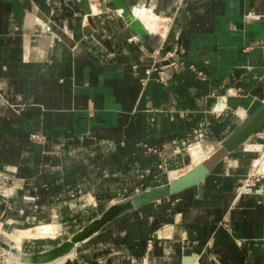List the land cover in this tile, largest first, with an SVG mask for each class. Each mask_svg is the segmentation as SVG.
<instances>
[{"label":"crops","instance_id":"1","mask_svg":"<svg viewBox=\"0 0 264 264\" xmlns=\"http://www.w3.org/2000/svg\"><path fill=\"white\" fill-rule=\"evenodd\" d=\"M90 1L0 0L1 227L84 226L191 169L264 102V0H186L161 55L181 44L196 69H169L166 83L152 69L159 42L130 39L138 30L116 14L96 20ZM263 136L49 264H264V178L240 188Z\"/></svg>","mask_w":264,"mask_h":264},{"label":"water","instance_id":"2","mask_svg":"<svg viewBox=\"0 0 264 264\" xmlns=\"http://www.w3.org/2000/svg\"><path fill=\"white\" fill-rule=\"evenodd\" d=\"M119 7L118 0H107ZM129 2V0H128ZM130 3V2H129ZM264 126V102L252 113L243 119L235 129L227 135L203 161L197 163L191 169L167 184L159 185L153 189L121 199L103 210L97 217L89 221L81 229L74 232L70 237L55 243L51 247L28 252L17 247L0 236V249L9 259L23 264H49L53 263L77 250L79 245L101 230L105 225L124 213L138 208L151 201L163 199L184 189L193 187L201 182L206 175L231 152L241 147L254 134ZM194 258L189 259L191 264Z\"/></svg>","mask_w":264,"mask_h":264},{"label":"rangeland","instance_id":"3","mask_svg":"<svg viewBox=\"0 0 264 264\" xmlns=\"http://www.w3.org/2000/svg\"><path fill=\"white\" fill-rule=\"evenodd\" d=\"M103 1L104 0H91L90 1L92 4L95 5V11H94L95 17H96L95 19L96 20L99 19L100 21L103 22V21H106L105 19H113L114 14H116L118 16V18H120V20L122 19V21L125 23L126 18L123 15H121V11L120 10L118 11L119 7H117L113 2L106 1V3H107L106 7H108V10H107L108 13L104 14V12L102 10ZM140 2H141V0H131L130 4H133V5L139 7ZM147 6H148V8H145L144 6L143 7L140 6L139 7L140 11L145 14L144 18L147 21V24L151 25L152 28L156 32L148 31L142 37H146L148 39H154L153 42H156V41L160 42V39H161L160 34L164 32V30L167 26V23L165 21H163L162 15H160V18L157 17V15L151 9L150 5H147ZM123 22L120 21L119 24L122 23V25H123ZM99 23H101V22H99ZM103 23H105V22H103ZM114 23H116V22H111L112 25H114ZM129 24H131V22ZM138 34L139 33L135 30L132 33H130L129 38L136 37V39L139 40L141 36H139ZM137 40H135V41H137ZM263 138H264V136H263ZM223 139L216 141V142H209L208 144H206L205 145L206 147L204 146L206 149H203V152L198 153L199 155L196 156V159H194L193 163L196 165L197 162L199 163V162L203 161L215 148H217L219 146V144L221 143V141ZM255 139H256V137H253L251 140L247 141V142H249L248 144H250L249 147H251V148L254 147L253 145H251V143L254 142ZM256 153H258V151ZM261 155H262V153L257 154L256 159L258 158L257 160H259ZM181 172H184V171L181 170ZM179 176L180 175H178L177 177H179ZM172 177L174 179L177 178L176 176H171V178ZM162 180H160V181H162ZM171 180H173V179H169L168 181L166 180V182H163V183L167 184ZM138 194H139V192H138ZM49 221H50V219H49ZM49 221L47 222L44 220V222H38V223H35L32 225L15 223V224H11L10 225L11 227H7L5 225H4V227L0 226V236L2 237V239H4L5 241H7V242H9L15 246H19L18 244H20L19 247H22V249L25 251L34 252V251L45 250V249L51 247L52 245H54L55 243L60 242L64 239L70 237L74 232L81 229L83 226V225L80 226L77 224L68 223V224L60 225L61 228H59V227H56L55 225H52L53 229H54L53 234H51V233L50 234H42L41 231L36 227L42 226L45 224H50L51 221L50 222ZM84 225H86V224H84ZM27 228H32L33 234L29 235V236L22 237V239L20 240L22 230H25Z\"/></svg>","mask_w":264,"mask_h":264},{"label":"built area","instance_id":"4","mask_svg":"<svg viewBox=\"0 0 264 264\" xmlns=\"http://www.w3.org/2000/svg\"><path fill=\"white\" fill-rule=\"evenodd\" d=\"M146 5V1L144 2ZM150 4V2H149ZM151 9L157 14L163 16V21L167 23V26L163 33L160 34V42L159 44L154 48L153 51V65L152 69L157 70L159 74V79L166 83L167 82V71L169 69L175 70V71H182L186 68L196 69L194 64L187 65L184 62L183 54L184 49L182 48V45L179 44L174 47L173 50H167L164 55H161L162 49L165 45V43L168 41V38L171 34V30L173 28L175 20V15L177 13H180L185 7H186V0H173V3L171 5V8L168 10H158L155 7L150 6ZM130 39L137 40L136 37H131ZM144 39V37H140L139 40ZM201 75H204L203 71H198ZM38 134H33V137H37ZM264 152L260 156L257 164L253 167L252 171L249 173V176L246 180V183L241 185L242 191H248L251 188V183L254 181V179H263L264 178ZM8 263H18L15 262L7 256V254L0 249V264H8Z\"/></svg>","mask_w":264,"mask_h":264},{"label":"bare ground","instance_id":"5","mask_svg":"<svg viewBox=\"0 0 264 264\" xmlns=\"http://www.w3.org/2000/svg\"><path fill=\"white\" fill-rule=\"evenodd\" d=\"M118 2H119V9H120V11L125 15V18L128 21V23L131 22V26L135 27L138 30L139 36L140 35H143V33H147L145 31H150V32L154 31L153 28H152V26L149 25V24H147V21L144 18L145 17V14L140 11V8H139L140 6L139 7H132L131 8L132 10H131L130 9V5H129V3H128L127 0H118ZM119 9H118V11H119ZM136 16H138L140 18V20H139L140 23H139V21H137L135 19ZM157 17L160 18L159 15H157Z\"/></svg>","mask_w":264,"mask_h":264}]
</instances>
